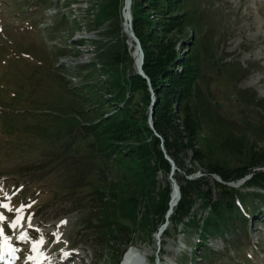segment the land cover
<instances>
[{
  "label": "rangeland",
  "instance_id": "1",
  "mask_svg": "<svg viewBox=\"0 0 264 264\" xmlns=\"http://www.w3.org/2000/svg\"><path fill=\"white\" fill-rule=\"evenodd\" d=\"M124 1L0 0V204L12 209L0 207L6 218L0 227L16 245L5 263H53L54 254L67 252L79 259L73 264H116L117 252L125 251L118 264H264V251L257 248L264 249V193L247 186L250 176L230 182L238 221L220 234H203L212 231L204 227L208 209L197 191L209 193L211 201L220 192L209 166L237 164L205 132L185 155H177L181 169L168 156L153 122L165 72L150 81L141 45L138 72L135 44L124 27ZM130 6L131 27L136 10L146 21L143 42L153 59L174 53L168 69L181 74L191 56L198 71L196 102L215 106L214 113L236 125L251 124L243 130L249 146L264 148V0H131ZM183 12L196 28L168 26L170 20L187 22ZM135 75L146 82L144 99L130 80ZM177 97L172 96L168 121L188 144ZM125 111L130 129L137 127L140 135L122 143L105 129ZM257 128L263 131L254 137ZM155 140L162 158L177 168L175 183L196 177L190 181H196L191 213L183 220L176 207L162 221L157 214L167 189L172 195L168 162L167 174L155 170L152 176L144 169L131 172L140 168L131 165L134 156L131 163L121 158L128 148L146 145V160L155 165ZM195 151L201 162L194 160ZM188 169L192 174L185 176ZM21 206L23 227L13 229L9 225ZM249 210L252 217L245 218ZM22 231L27 240L19 239ZM40 238L44 243L34 251Z\"/></svg>",
  "mask_w": 264,
  "mask_h": 264
},
{
  "label": "trees",
  "instance_id": "2",
  "mask_svg": "<svg viewBox=\"0 0 264 264\" xmlns=\"http://www.w3.org/2000/svg\"><path fill=\"white\" fill-rule=\"evenodd\" d=\"M173 5L176 2H171ZM152 9L159 12L160 10L155 8L152 4ZM183 15V16H182ZM180 16L186 18L187 22H176L170 20L168 26L173 28L181 26H188L189 28H196L195 24L191 22V14L183 12ZM189 18V20H188ZM174 20V19H173ZM183 23V24H181ZM160 25L155 23V26ZM196 26V27H195ZM146 21L143 19V16L139 14L138 10L134 11L132 14V30L135 34V37L139 40L142 51L144 53V64L143 71L145 75L150 79L154 80L155 74L160 72V76L163 72L165 77L163 82L165 85L158 84L160 86V91L158 93V102L154 108V129L160 134L164 140L165 150L170 156L177 168L181 169L182 164L177 159V155L182 153L185 155V151L190 149L191 146L189 143L194 140L200 133L205 132L207 136L218 141L219 149L221 153L226 154L231 157L234 162L237 164L236 167L230 168L227 165L215 164L209 166V173L217 175L224 183L235 182L243 177L250 176L247 181V186L251 188L258 189L259 192L264 193V148L255 149L251 148L248 144V138L244 135L243 130H247L248 127H251V124L244 122L238 124L244 128H240L233 122H229L221 118L216 111V107L212 106L211 110L204 107L202 104H198L195 100L194 94L196 92V80L198 77V71L194 70L192 66V57L190 56L182 66V73L176 74L170 68H173L172 64L174 61V53H169L168 56L163 59H153L151 53L148 52L144 42L142 32L145 31ZM156 28V27H155ZM169 68V69H168ZM166 71H165V70ZM134 82L135 91H142V99H144V92L146 88V82L139 76H133L130 79ZM167 87V88H166ZM172 96H178L175 104L179 106L181 113V122H182V133L184 134L185 139L188 140V144H182L180 141V133L173 130V124L168 121V118L173 119L171 114V105H172ZM129 110V109H128ZM127 111V110H126ZM119 113L117 119L114 122H111L105 132H108V137H112L117 141L124 143L129 137L136 138L139 136V129L137 127L130 129V121L127 119L128 112ZM143 127H146V124H143ZM244 130V131H245ZM262 128H257L252 130L254 137H258L262 133ZM149 132L147 128L144 129V133ZM105 134V135H107ZM96 137V132L93 133ZM171 136V138H170ZM158 141L155 140L152 145L154 150L153 154L156 157V164L151 165L149 161L146 160V154L149 153V146H139V148H128L129 153L127 155H122L121 158L127 162L133 161L132 157H135V161L131 165L135 167L140 166V168L134 169L135 173H142V169L145 171L154 174V171L161 170L163 173L167 174L169 172V166L167 162L162 158L160 151L157 149ZM104 157V155H100ZM202 155L199 152H194V160L201 162ZM138 159V160H137ZM141 164V165H140ZM192 174V170L188 169L185 171V176ZM196 181L190 182L185 180L176 179V184L179 189L180 201L176 206V212L179 213L180 219L183 220L190 216L191 208L194 203L192 201L193 194L191 191L196 190ZM216 187L220 189V192L216 197L211 201L208 197L209 193L201 195L202 192H198L199 196L203 199V208L208 209V215L204 221L205 228L210 227L212 232L203 233L204 235L220 234L225 232L226 228L232 227V220L236 221L239 219L237 216L238 211L235 210V197L236 191L232 188H229L225 185H220L216 183ZM248 187V188H249ZM192 188V189H191ZM195 188V189H194ZM194 193V192H193ZM170 189H167L163 204L158 209V217L162 221L163 216L167 212V201L169 200ZM260 194V193H259ZM261 195V194H260ZM249 215H252L249 211ZM106 218L102 216L99 220H105ZM194 216L189 222L194 224ZM240 228H244V223L242 222ZM112 231L105 234L103 238L108 240ZM205 235V236H206ZM98 245H101V240L98 236L93 237ZM127 241H125L126 243ZM86 245H90V242L87 240ZM124 243V244H125ZM121 251L117 252L115 255L116 261L120 255ZM205 260L207 258H204ZM209 259V258H208ZM114 264V262H111Z\"/></svg>",
  "mask_w": 264,
  "mask_h": 264
},
{
  "label": "water",
  "instance_id": "3",
  "mask_svg": "<svg viewBox=\"0 0 264 264\" xmlns=\"http://www.w3.org/2000/svg\"><path fill=\"white\" fill-rule=\"evenodd\" d=\"M130 3H131V0H125V3H124V8H123V17H124V27H125V32H126V35L127 37L134 42L135 44V55L138 56V59H137V68H138V72L140 74H142V71H141V66L143 64V53L141 51V48H140V43L139 41L137 40V38L135 37V35L133 34L132 32V27H131V18H130V12H129V6H130ZM149 127L150 128H153V124H152V111L150 112L149 114ZM164 159L168 162V164L170 165V174H169V177H170V180H171V183H172V199L173 197H176L177 201L179 200V189H178V186L176 185V183L174 182V180L172 179L175 172L177 171V168L174 164V162L172 160L169 159L168 156H164ZM196 177L195 176H191V177H188L187 180H194ZM220 178L218 177V179L216 180L218 183L222 184V185H225L227 187H230V188H233L235 187V185L233 184H230V183H224L222 182ZM172 199L170 201H172ZM169 207H170V202H169ZM171 213V207L169 208V210L167 211V216L170 215Z\"/></svg>",
  "mask_w": 264,
  "mask_h": 264
},
{
  "label": "snow or ice",
  "instance_id": "4",
  "mask_svg": "<svg viewBox=\"0 0 264 264\" xmlns=\"http://www.w3.org/2000/svg\"><path fill=\"white\" fill-rule=\"evenodd\" d=\"M9 201L11 200V197H6ZM0 207L6 208L9 211H11L12 209L9 207V204H0ZM30 207V206H29ZM17 216L15 218V220L9 225L11 228L16 229L17 227H23V221H24V216H23V211H24V206H21V208L17 209ZM4 219H6L2 213H0V221H3ZM28 226L32 227L31 224V216L28 217ZM36 231H39L38 229H35ZM3 233V228L0 227V234ZM19 239L21 240H27L28 239V233L26 231H22L20 233ZM59 239V237H57V240ZM44 243L43 238H40L38 241H36L35 243H33L32 245V249L35 251L38 249V247L40 245H42ZM10 252H15V249H11ZM65 258H68L70 253L65 252L64 253ZM0 259H3V256H0ZM29 259H32V257H29Z\"/></svg>",
  "mask_w": 264,
  "mask_h": 264
},
{
  "label": "bare ground",
  "instance_id": "5",
  "mask_svg": "<svg viewBox=\"0 0 264 264\" xmlns=\"http://www.w3.org/2000/svg\"><path fill=\"white\" fill-rule=\"evenodd\" d=\"M124 3H125V1H124ZM131 4V3H130ZM125 6V5H124ZM130 7L131 6H129V12H130ZM124 12V11H123ZM137 57V56H136ZM172 196V195H171ZM172 199V197L169 199V200H171ZM177 198L176 197H173V199H172V201H169L170 202V207H171V211L173 210V209H175V207H176V205L178 204V201L176 200ZM169 207V208H170ZM174 211V210H173ZM171 214V213H170ZM6 249L7 248H4V249H2V253H3V255H7V253H6ZM5 259V258H4ZM0 262H2V261H0ZM149 262H151V261H149ZM115 264V263H114Z\"/></svg>",
  "mask_w": 264,
  "mask_h": 264
}]
</instances>
